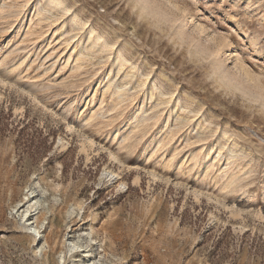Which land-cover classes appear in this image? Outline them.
<instances>
[{
    "label": "rangeland",
    "instance_id": "rangeland-1",
    "mask_svg": "<svg viewBox=\"0 0 264 264\" xmlns=\"http://www.w3.org/2000/svg\"><path fill=\"white\" fill-rule=\"evenodd\" d=\"M0 70V264H264V0H0Z\"/></svg>",
    "mask_w": 264,
    "mask_h": 264
},
{
    "label": "bare ground",
    "instance_id": "bare-ground-1",
    "mask_svg": "<svg viewBox=\"0 0 264 264\" xmlns=\"http://www.w3.org/2000/svg\"><path fill=\"white\" fill-rule=\"evenodd\" d=\"M0 83L3 86H8L9 84L11 85V81L8 80V78L5 76V74H3V72H1V70H0ZM68 129L71 132H73V131H79L80 132L81 131V129L79 127V124H77V123H70V126H69ZM86 136H87V139H88L87 142H91L93 144H98L100 146V148H102L103 150H108L110 158L115 159L118 163L124 164L126 162V160L123 157L119 156L116 152L109 150L98 139L97 140H93L91 138V136H89V135H86ZM62 140L63 139L59 138V143H61ZM130 166H133V165L131 164ZM147 170L152 175L151 176L152 180H156V181L157 180H161V181H167V182L170 181L169 178L161 175L159 172L155 171L151 167L147 168ZM102 175L114 177V179H116V181L119 178L117 173H114L113 171H106L105 169L103 170ZM136 180H137V177H136L135 181ZM173 182L176 185H181L180 183H178L176 181H173ZM118 184L121 185V186H125L124 182H119ZM207 198L214 200L213 197H207ZM42 203H43V200H41V197L38 196L37 193H35L34 190L27 189L26 193H25V196H24L23 203L21 205H18L17 209H16V212H19L20 219L23 222H25V226L27 227V229H29L31 231V234L33 235V238H34V244H35V246L38 249H40V247H41V246H38V245H39L40 241L42 240L41 239L42 236L40 235V233H41V229L43 228V222L42 221L41 222L37 221V215L36 214L39 212V207L42 205ZM46 206H48V205H46ZM47 209H49V207H47ZM78 247H81L79 242H77V241L73 242V240H68V248H67L68 252H72L73 250L77 249ZM89 260L90 259L88 257H84V258L81 259L79 264H93V262H90Z\"/></svg>",
    "mask_w": 264,
    "mask_h": 264
}]
</instances>
